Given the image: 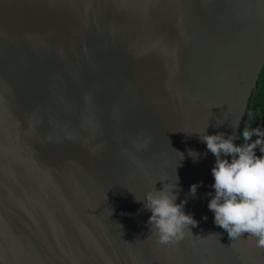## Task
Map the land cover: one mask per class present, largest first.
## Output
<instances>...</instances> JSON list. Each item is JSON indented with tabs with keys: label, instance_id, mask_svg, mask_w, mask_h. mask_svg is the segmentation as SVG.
<instances>
[{
	"label": "water",
	"instance_id": "1",
	"mask_svg": "<svg viewBox=\"0 0 264 264\" xmlns=\"http://www.w3.org/2000/svg\"><path fill=\"white\" fill-rule=\"evenodd\" d=\"M263 66L264 0H0V264H264L197 134L237 136ZM175 176L198 224L161 245L135 197Z\"/></svg>",
	"mask_w": 264,
	"mask_h": 264
},
{
	"label": "clouds",
	"instance_id": "2",
	"mask_svg": "<svg viewBox=\"0 0 264 264\" xmlns=\"http://www.w3.org/2000/svg\"><path fill=\"white\" fill-rule=\"evenodd\" d=\"M207 127L202 135L197 134L215 157L211 168L214 192L206 193L210 197L207 208L213 213V223L226 231L232 241L247 233L257 247L264 248V129L246 127L241 133L244 143L238 144L235 135L208 134ZM147 143L145 139L137 146L138 150ZM188 155L194 159L200 156L193 150ZM174 181L156 189V180L143 198L134 196L142 204V210L150 212L146 225L161 245L179 242L188 233L192 235L190 226L198 224L193 214L184 210L187 199L176 202L180 192L177 176ZM198 186L190 185L188 195L194 197Z\"/></svg>",
	"mask_w": 264,
	"mask_h": 264
},
{
	"label": "trees",
	"instance_id": "3",
	"mask_svg": "<svg viewBox=\"0 0 264 264\" xmlns=\"http://www.w3.org/2000/svg\"><path fill=\"white\" fill-rule=\"evenodd\" d=\"M246 127L264 129V66L240 123L237 136L235 137L236 143H244L241 133ZM257 154L259 155V152Z\"/></svg>",
	"mask_w": 264,
	"mask_h": 264
}]
</instances>
